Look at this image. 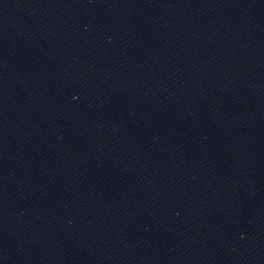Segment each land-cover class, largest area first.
<instances>
[{
    "label": "water",
    "instance_id": "water-1",
    "mask_svg": "<svg viewBox=\"0 0 264 264\" xmlns=\"http://www.w3.org/2000/svg\"><path fill=\"white\" fill-rule=\"evenodd\" d=\"M0 264H264V0H0Z\"/></svg>",
    "mask_w": 264,
    "mask_h": 264
}]
</instances>
